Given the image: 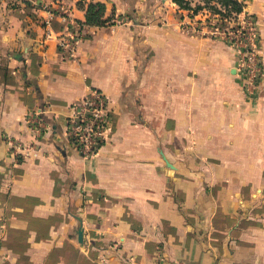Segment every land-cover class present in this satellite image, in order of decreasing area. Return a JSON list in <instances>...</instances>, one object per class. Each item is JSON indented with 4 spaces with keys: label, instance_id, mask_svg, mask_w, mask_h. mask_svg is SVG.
I'll return each instance as SVG.
<instances>
[{
    "label": "crops",
    "instance_id": "obj_1",
    "mask_svg": "<svg viewBox=\"0 0 264 264\" xmlns=\"http://www.w3.org/2000/svg\"><path fill=\"white\" fill-rule=\"evenodd\" d=\"M50 1L79 24L89 2L108 22L129 9ZM245 10L263 15L264 0ZM47 18L32 0H0V264H264V66L249 92L234 50L169 13L90 26L64 60L67 28ZM90 90L114 120L85 159L67 119Z\"/></svg>",
    "mask_w": 264,
    "mask_h": 264
},
{
    "label": "rangeland",
    "instance_id": "obj_2",
    "mask_svg": "<svg viewBox=\"0 0 264 264\" xmlns=\"http://www.w3.org/2000/svg\"><path fill=\"white\" fill-rule=\"evenodd\" d=\"M136 1L125 0L122 4L129 9L114 15L106 26H132L134 18L156 25L169 13V19L177 23L186 34L224 44L236 52V61L247 53L254 52L263 68L261 46L264 39V14H248L245 10L248 0H238L242 4V11L239 13L230 12L231 6H225L216 0H186L189 5L184 3L185 8H181L174 0ZM63 5L66 7L65 3ZM213 8H217L222 14L215 13Z\"/></svg>",
    "mask_w": 264,
    "mask_h": 264
},
{
    "label": "built area",
    "instance_id": "obj_3",
    "mask_svg": "<svg viewBox=\"0 0 264 264\" xmlns=\"http://www.w3.org/2000/svg\"><path fill=\"white\" fill-rule=\"evenodd\" d=\"M34 8L47 12L48 18L44 23L49 26L50 21L57 17L66 26L67 32L55 38L59 52L64 60H73L77 56L80 43L88 34L90 26L79 24L71 17L64 5L52 7L50 0H32ZM46 39L53 35L48 30ZM250 51V50H249ZM238 68L246 82L245 88L252 92L259 84L262 64L256 60L254 52L247 53L238 60ZM72 114L67 119V137L76 148L80 156L85 159L95 158L108 139L112 130L113 114L107 96L98 90H90L78 103L72 106ZM29 121L36 127H41L43 118L38 113H28Z\"/></svg>",
    "mask_w": 264,
    "mask_h": 264
},
{
    "label": "trees",
    "instance_id": "obj_4",
    "mask_svg": "<svg viewBox=\"0 0 264 264\" xmlns=\"http://www.w3.org/2000/svg\"><path fill=\"white\" fill-rule=\"evenodd\" d=\"M216 1L222 3L225 6H231L232 10H229L230 12L233 11L239 13L242 11V4L239 3L238 0H216ZM174 2L177 3L181 8L184 7L183 6L184 3L185 5H189V3L186 2V0H174ZM213 9L215 10V13L222 14V12L217 10V8H213ZM85 10H86L85 24H87L88 26L103 27L108 24V19H105L106 5L104 3L89 2L85 7Z\"/></svg>",
    "mask_w": 264,
    "mask_h": 264
}]
</instances>
